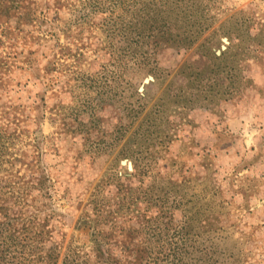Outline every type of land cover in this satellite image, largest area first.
Instances as JSON below:
<instances>
[{"label":"rangeland","instance_id":"obj_1","mask_svg":"<svg viewBox=\"0 0 264 264\" xmlns=\"http://www.w3.org/2000/svg\"><path fill=\"white\" fill-rule=\"evenodd\" d=\"M118 4L0 0V130L15 157L0 186L13 227L53 264H89L94 237L125 258L120 242L159 235L127 212L104 239L113 218L101 217L117 192L160 181L166 206L180 196L176 217L200 202L214 212L225 264H264V0H202L209 48L230 47L218 65L196 43L121 68L108 52Z\"/></svg>","mask_w":264,"mask_h":264},{"label":"trees","instance_id":"obj_2","mask_svg":"<svg viewBox=\"0 0 264 264\" xmlns=\"http://www.w3.org/2000/svg\"><path fill=\"white\" fill-rule=\"evenodd\" d=\"M118 3L119 13L109 24L112 30L108 41L110 59L118 68L126 64L145 63L148 57L166 46L188 49L196 43L206 50H203V57L209 62L218 65L225 60L230 47L216 55L208 46L209 36H203L209 24H206L207 17L203 5H200L202 0H118ZM232 23L237 26V33L245 35L248 32L249 20L246 17L237 14ZM230 45L234 46V42ZM235 77V73L228 71L222 76ZM227 82L231 83V79ZM6 138L0 130V172L5 170L4 162L11 163L15 158H6L10 153ZM135 171L125 178L133 176ZM159 184L160 181L157 184L153 181L147 187L140 188L142 191L139 194L134 193L135 188L127 186L129 193L117 192L113 203L116 209L112 208L101 217L113 218L108 232L103 234L104 239H108L117 227L113 215L120 216L127 212L136 214L134 217L141 223L140 230L143 226L150 227L152 234L159 236L143 242H120L125 245L123 254L127 258L110 254L111 245L120 246L118 243L94 237L92 248L95 253L89 264H225L227 258L230 260L231 256H225L223 252L225 247L219 240L220 227L216 224L214 212L207 213L202 206L206 202H200L192 214L181 211L176 217L175 209L180 196L176 189L173 190L171 201L174 204L166 206V191L152 190L159 188ZM171 185L175 186V183ZM4 194L0 186V264H36L37 261L39 264H53L55 256L52 249L37 252V241L31 232L13 227L6 213ZM100 233L96 232L95 236Z\"/></svg>","mask_w":264,"mask_h":264},{"label":"water","instance_id":"obj_3","mask_svg":"<svg viewBox=\"0 0 264 264\" xmlns=\"http://www.w3.org/2000/svg\"><path fill=\"white\" fill-rule=\"evenodd\" d=\"M224 41H227L226 38H223ZM221 49H224V46L222 45L221 46ZM216 53L218 54L219 53V50H216ZM147 80V79H146ZM122 163H124V161H122ZM128 168H131V165L130 163H128Z\"/></svg>","mask_w":264,"mask_h":264}]
</instances>
